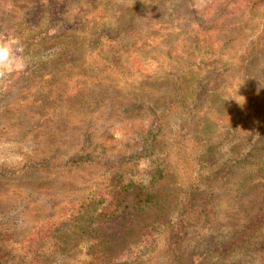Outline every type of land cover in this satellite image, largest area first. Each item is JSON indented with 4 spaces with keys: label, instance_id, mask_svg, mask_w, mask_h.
I'll list each match as a JSON object with an SVG mask.
<instances>
[{
    "label": "rangeland",
    "instance_id": "obj_1",
    "mask_svg": "<svg viewBox=\"0 0 264 264\" xmlns=\"http://www.w3.org/2000/svg\"><path fill=\"white\" fill-rule=\"evenodd\" d=\"M0 33L25 58L0 82L22 158L0 264H37L39 231L64 241L41 264H264V0H0Z\"/></svg>",
    "mask_w": 264,
    "mask_h": 264
},
{
    "label": "trees",
    "instance_id": "obj_2",
    "mask_svg": "<svg viewBox=\"0 0 264 264\" xmlns=\"http://www.w3.org/2000/svg\"><path fill=\"white\" fill-rule=\"evenodd\" d=\"M56 37L57 36H55V33H52L49 34L47 38L54 39ZM36 45L41 46L42 44L36 43ZM132 185H133L132 181L129 182L128 186L131 187ZM111 194H112L111 192L98 193L96 195L90 194V197H87L88 200L82 202V203H86V207L87 210H89V212H92V214L95 213L87 220L89 224L86 226V229H83L84 231L96 233L97 230L102 227L104 220L101 218V215H104V213L101 210L109 206L110 203H108V201L112 199ZM105 215H109V214L106 213ZM76 221L77 220H75L74 223H77ZM177 240H178L177 236L174 237V241ZM174 243L176 244L177 242ZM63 245H64V241L59 236H56V234L52 233L51 235H49L47 232L39 231L35 235L28 236L25 255L31 261L37 264H41L42 262H46L45 256H47L51 252L48 249L54 247L55 248L54 251L57 252L59 251V249L61 250Z\"/></svg>",
    "mask_w": 264,
    "mask_h": 264
},
{
    "label": "clouds",
    "instance_id": "obj_3",
    "mask_svg": "<svg viewBox=\"0 0 264 264\" xmlns=\"http://www.w3.org/2000/svg\"><path fill=\"white\" fill-rule=\"evenodd\" d=\"M24 49L16 38L11 35L0 33V82H5L12 75L13 70L23 69L25 67ZM7 145L0 144V163L10 164L22 162L18 155L7 154L5 149Z\"/></svg>",
    "mask_w": 264,
    "mask_h": 264
}]
</instances>
